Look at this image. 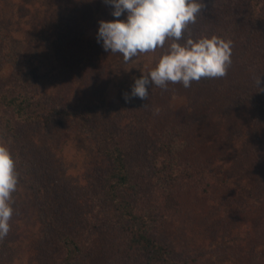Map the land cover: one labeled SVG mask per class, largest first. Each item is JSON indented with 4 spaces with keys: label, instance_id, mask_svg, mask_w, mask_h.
Returning a JSON list of instances; mask_svg holds the SVG:
<instances>
[{
    "label": "rangeland",
    "instance_id": "obj_1",
    "mask_svg": "<svg viewBox=\"0 0 264 264\" xmlns=\"http://www.w3.org/2000/svg\"><path fill=\"white\" fill-rule=\"evenodd\" d=\"M70 1L76 0H62L63 5ZM82 1L98 8L96 0ZM59 2L0 0V26L12 34V42L4 46L0 39V92L4 88L24 92L20 86L27 81L17 77L15 62L17 52L28 48L38 57L42 54L49 66L46 82L40 84L46 91L37 96L40 111L48 117L60 105L72 109L66 117L17 121L12 133L2 129L0 120V142L10 148L19 177L12 194L10 231L0 239V264H62V233L84 237V251L74 264H143L141 253L129 244L127 222L105 195L110 167L105 140L126 117L135 114L140 119L138 105L118 102L125 99L130 82L157 64L169 41L128 61L111 53L103 77L105 67L89 56L90 46L95 47L90 41L97 39L99 28L94 23L80 24L65 61L60 55H45L54 54L59 45L57 39L49 40L51 16L63 6ZM222 6L220 19L199 23L184 36L207 37L210 23L214 29L213 23H223L231 12L250 20V8L241 0ZM261 27L256 21L250 31L262 33L257 30ZM229 37L232 63L227 75L193 81L189 88L169 82L158 96H148L143 107L150 105V111L131 138L133 159L141 153L143 162L161 146L157 135L161 130L167 139L176 137L184 145L181 158L189 166L187 176L170 183L138 164L133 194L138 209L147 213L149 232L167 243L180 264H264V114L250 93L260 76L255 58L264 51L249 55L255 42L246 41L248 33L240 28ZM31 79L35 81L33 73ZM62 84H74L89 96L74 105L79 96H66ZM199 168L217 171L215 184ZM170 190L177 204L166 202Z\"/></svg>",
    "mask_w": 264,
    "mask_h": 264
},
{
    "label": "trees",
    "instance_id": "obj_2",
    "mask_svg": "<svg viewBox=\"0 0 264 264\" xmlns=\"http://www.w3.org/2000/svg\"><path fill=\"white\" fill-rule=\"evenodd\" d=\"M96 1L98 2L97 9L82 0L70 1L67 5H63L62 0H60L59 4L63 6L60 9L58 8L56 12H53L54 14L51 16L50 25L52 26V32L49 35V40L53 39L54 42V39H57L59 41V45H56L58 48H55L56 51L54 54H49L46 51V56L60 55L61 61H65L66 54H69L70 52L68 48L69 44L78 39L76 31L79 29L80 24L83 26L84 22H88L94 23L99 27V22L102 19H116L111 15L112 8L105 4L104 0ZM231 1L232 0H200V3L202 4L201 12L198 14L196 22L191 23V25L189 24L185 31H189L199 23L202 24L207 20H215L219 17L217 16L219 15V11H223L222 9H225L222 4ZM241 2L250 8L248 11L250 14V20L239 17L241 12H238L237 14L231 12L233 16L228 15L223 23L212 22L215 25V30L211 27L210 23L206 35L207 37L219 36L228 40L232 38L229 37V35L237 28H240L244 32L248 33L249 38H246V41L255 42L254 46L249 51V55L258 54V51H264V14L259 13L260 4H262L263 1L241 0ZM120 19H124V16L120 17ZM256 21H260L263 24V28L261 27L257 29L262 33L253 34L250 31ZM0 37L2 44L6 41L12 42V34L9 28L0 26ZM185 39H187V36H184V40ZM90 43L95 47L90 46L89 56L95 62L100 61V64L105 67L104 71L101 73V76L104 77L109 69L108 57H112L111 53L109 52L108 54V51L104 50L102 44L97 42V39L95 41H90ZM58 51L59 53L57 54ZM17 53H19L20 56L16 58L15 71L16 73L19 71L18 73L20 74L17 77L27 81V85L21 84L23 86H20L24 88V92H19V88L16 91L4 88L0 92V120L2 129L5 132L12 133L16 130L17 121L40 122L44 118L47 120L49 117L52 119L54 117L70 116L72 109L71 107L67 108L68 106L66 107V105H60L58 108H53V110L49 109L50 111L48 117L40 111L37 105V96H40L42 92L46 91V88L40 87V84H44L46 82L44 78L49 72V66H47V64L43 61V58H40L42 54L39 53L38 55L40 57H38L37 55L31 53L28 48L25 50L22 49ZM255 60L256 68L260 72V76L258 78L259 81L261 77H264V55L259 54ZM155 66L156 64H153L149 67V69H145L143 73L147 74ZM22 67H25V71L20 70ZM31 72L33 73L35 81L31 79ZM143 73H140L139 77L142 76ZM133 83L134 81L130 82V89L127 92L129 94L131 93ZM65 84H67V82H65ZM75 85L71 84L70 86H66L62 84L61 90L64 91V94L71 99L75 98L74 96H79V99H77L74 105H80L81 102H85L82 96H89V94L87 93V90L82 93L78 88L74 89L73 87H75ZM82 87L84 88V86ZM161 89H163V87L152 84L149 89V96H158L160 92H162ZM250 93L255 97L254 101L258 112L264 114V79H262L261 84L257 82V86L254 87L253 91ZM129 102L131 105L136 104V106H139L140 111L137 113L140 119H144V116L150 111V105H147L145 108L143 107V104H146V100L135 98ZM118 104L124 105L126 104V100L121 99ZM140 119H138L135 114L131 117H126L116 130H110L106 136L105 141L107 142H105V151L110 161V167L105 176V195L108 201H110L118 211L120 217L127 222L129 244L141 253L143 264H180L179 261L172 256L167 243L159 240L156 236L149 232L147 213L138 209V201L133 194L135 193L134 189H137V185L134 181L136 175L135 169L138 164H143L142 166H139L141 169H143V167H147L150 172H154V176L156 178H162L170 183H174L180 178L187 176L186 169L189 170V166L186 164V166H184L182 162L183 159L181 158L182 151H184L185 148L184 145L181 144V141L177 140L176 137L172 139L173 137L169 135V138L167 139L163 136L161 130L157 134L158 136L160 135L159 138L161 139V146L156 147V150H151L153 151V154H149V156L147 155L144 162L143 158H141V153H139L141 156L140 158L138 157L133 159L131 154L132 150L130 149L133 144V142H131V138L133 137L134 131L138 128L136 126L138 125ZM168 127L173 128L172 126ZM199 171H204L205 178L209 179L210 183L215 184L218 179L217 171L213 168H207L206 171L199 168ZM165 199L167 203L177 204L171 190L169 192L167 191ZM83 238L84 237L80 234H61L59 249L62 253V264H74L75 257L78 256V254L83 253L85 247V240Z\"/></svg>",
    "mask_w": 264,
    "mask_h": 264
},
{
    "label": "clouds",
    "instance_id": "obj_3",
    "mask_svg": "<svg viewBox=\"0 0 264 264\" xmlns=\"http://www.w3.org/2000/svg\"><path fill=\"white\" fill-rule=\"evenodd\" d=\"M116 19L99 22L97 42L105 51L120 53L125 61L139 53L163 48L167 51L147 74L135 79L125 100H147L152 84L168 83L191 87L202 78H222L232 63V42L219 36L188 38L184 32L201 12L200 0H104ZM126 13L125 19H120ZM262 79H259L261 84ZM18 173L10 148L0 142V239L10 231L13 216L12 194L17 190Z\"/></svg>",
    "mask_w": 264,
    "mask_h": 264
}]
</instances>
